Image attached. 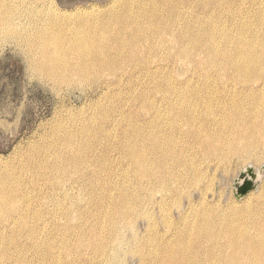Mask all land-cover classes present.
Segmentation results:
<instances>
[{
    "label": "bare ground",
    "instance_id": "6f19581e",
    "mask_svg": "<svg viewBox=\"0 0 264 264\" xmlns=\"http://www.w3.org/2000/svg\"><path fill=\"white\" fill-rule=\"evenodd\" d=\"M120 3L61 11L53 0H0V37L25 44L40 73L62 83L106 75L122 83L121 73H128L137 90L133 98H119L128 105V124L119 127L115 145L107 129H92L90 122L66 139L54 136L43 156L28 154L9 179L0 174V264H74L73 251L90 264L92 258L82 257L88 246L107 259L118 252L110 244H127L125 254L135 255L146 239L157 246L151 264H264V193L212 210L166 209L208 171L264 162V0ZM114 151L137 173V204L149 201L167 212H127L129 199L113 196L101 171ZM38 169L49 185L63 188L57 207L74 210L68 185L76 184L87 194L86 211L102 198L116 203L115 212L11 209L19 195L6 186L20 171ZM138 217L152 233L131 242L120 230L135 227ZM104 218L110 233L101 242L96 231ZM159 228L173 238L154 236Z\"/></svg>",
    "mask_w": 264,
    "mask_h": 264
},
{
    "label": "rangeland",
    "instance_id": "374dc122",
    "mask_svg": "<svg viewBox=\"0 0 264 264\" xmlns=\"http://www.w3.org/2000/svg\"><path fill=\"white\" fill-rule=\"evenodd\" d=\"M112 1L53 0L54 5L61 11H72L78 7H87L91 4L105 6ZM124 1L121 0V3ZM42 3L43 1L39 4ZM38 69L32 62L29 49L25 44L16 38L0 37V174L6 179L10 178L13 171L20 169L28 154L43 156L44 152H41L49 147L58 136L62 139L71 137L74 130H79L84 124L90 122L92 129H107L108 137L110 138L112 135L111 144L115 145L118 143L117 135L122 132L119 127L128 124V120L123 116L128 105L126 107V103H122L119 98H133L137 94V90L127 80L130 77L128 73H121L124 79L122 83H116L117 78L109 75L103 76L101 79L98 76H93L85 80L75 77L70 82L62 83L50 79L46 74L40 73ZM179 71L180 66H174L175 76ZM132 75L135 76V74ZM178 78L182 81L183 77ZM185 79L186 77L183 78V80ZM143 82H139L138 84L141 83L139 86L143 85ZM114 94L120 96L114 97ZM130 107L137 110L134 103H131ZM122 121L123 123L120 124ZM54 136L56 138H53ZM102 153L103 147L99 148L97 155L101 156ZM112 153L109 162H105V169L101 171L102 178L113 189L114 197L129 199L128 202L132 204V207L127 212H136L137 214L139 212H167L163 208H157L149 201H146L143 206L137 204L138 201L142 200V193H139L141 188H138L141 184L138 185L137 173L132 168L131 163L122 160L119 151ZM46 156L50 158L49 155ZM252 163L254 164L247 162L237 165L233 163L226 166L225 171L222 168L208 171L206 177H203L196 186H189L181 196L170 199L166 209L168 212H185L189 204H192L198 205L200 208H208L206 210H212L213 208L209 207L213 205H216L217 208L226 207L232 201L242 205L248 195L250 197L255 196L254 193H258V191L264 193V162ZM246 167H252L256 171L258 167V169L263 170V176L258 190L252 191L238 200L234 196L235 181ZM112 174L114 175L112 176ZM47 175L46 172L42 174L39 169L20 171L14 181L6 186L9 192H17L19 195V199L11 206V209L15 208L18 212L28 208L33 209L32 212H115L116 203L114 201L113 204L106 201L104 203L102 198L97 208L90 204L86 211L87 194L82 192L76 184L68 185L76 204L74 210L72 211L71 207L68 211L69 204L65 202L62 204L63 207H57L54 198L63 195V188L57 185H49L44 179ZM203 197L207 201L200 204ZM157 217L160 219L161 216L157 215ZM104 221L105 218L101 224L103 227L96 231L101 242L105 241L106 235L104 234L108 230L107 223ZM141 222H143L142 218L138 217L135 227L129 226L120 230L125 239L133 242L137 236L143 238L152 233L143 230L144 222ZM160 225L162 224L160 223ZM109 233L110 231H107V234ZM132 235L134 236L131 237ZM159 235H163L166 239H172L174 233L161 228L154 236ZM143 243L145 245L142 252L137 251L135 255L125 254L130 247L129 245H121L115 242L110 244V247L113 251H118L117 255L110 253V257L106 259L98 256L88 246L82 257L92 258L90 264H151L157 246L148 239ZM188 244L192 245L193 242L188 241ZM2 252L3 250L0 251V255ZM73 260L74 264L76 260L77 264H86L87 262L76 251L72 252L69 259L71 263Z\"/></svg>",
    "mask_w": 264,
    "mask_h": 264
},
{
    "label": "water",
    "instance_id": "95a60500",
    "mask_svg": "<svg viewBox=\"0 0 264 264\" xmlns=\"http://www.w3.org/2000/svg\"><path fill=\"white\" fill-rule=\"evenodd\" d=\"M263 170H254L252 167L246 168L240 173L235 181L234 196L236 199L241 200L248 193L258 190V186L262 180Z\"/></svg>",
    "mask_w": 264,
    "mask_h": 264
}]
</instances>
